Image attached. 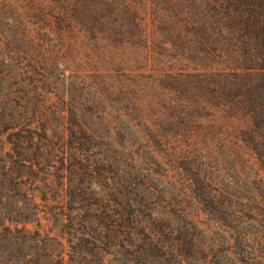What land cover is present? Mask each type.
I'll list each match as a JSON object with an SVG mask.
<instances>
[{
    "label": "rangeland",
    "instance_id": "rangeland-1",
    "mask_svg": "<svg viewBox=\"0 0 264 264\" xmlns=\"http://www.w3.org/2000/svg\"><path fill=\"white\" fill-rule=\"evenodd\" d=\"M50 3L0 0V6L19 12L4 20L10 24L13 17L16 24L1 28L9 48L0 58H18L3 61L4 73H15L10 82L33 79L27 96L39 99L55 129L40 139L48 148L45 159L57 160L59 111L82 114L85 139L78 145L85 167L75 186L82 191L76 202L85 210L73 244L66 240L71 230L61 229L60 215L39 226L28 224V233L0 236V264H179L173 257L167 262L166 252L184 256L189 264H264V152L249 149L250 140H264V119L248 126L234 121L230 100H241L239 92L218 95L215 78L185 76L211 65L210 57L197 61L182 53L188 41L173 51L156 42V53L148 58H122L116 39L104 41L105 31L86 37L61 31L69 27L57 24ZM13 7L6 9L15 12ZM258 85L252 95L264 99V79ZM175 107L177 116L160 120L161 112ZM54 167L59 174L60 165ZM105 176L118 180L139 220L149 225L150 238L163 241L165 249L136 255L123 243L116 253V239L104 235L116 222V193L104 196L113 186ZM7 194L18 203L27 201L21 191ZM60 197L56 189L44 203L36 202L54 213Z\"/></svg>",
    "mask_w": 264,
    "mask_h": 264
},
{
    "label": "trees",
    "instance_id": "trees-1",
    "mask_svg": "<svg viewBox=\"0 0 264 264\" xmlns=\"http://www.w3.org/2000/svg\"><path fill=\"white\" fill-rule=\"evenodd\" d=\"M49 6L57 24L69 27L61 28V31L78 32L83 37L90 31L97 34L105 31L104 41L116 39V51L122 58L133 55L148 58L149 54L156 53V42L173 51L175 47H184L185 40L188 41V48L182 53L197 61L210 57L211 65L185 76L215 78L214 89L218 95L235 97L239 92L237 96L241 100L237 103L230 100L234 121H242L248 126L251 121L264 119V99L258 94L252 95L258 82L264 79V0H51ZM6 7L13 6H0V56L8 55L4 30L16 24L13 17L10 24H5L4 20L19 14L15 7V12L7 11ZM90 37L96 40V35ZM16 59L0 58V236L28 233L31 230L28 224L39 226L41 220L54 221L60 215V221H64L61 229L71 230V233L67 232L66 240L73 244L85 210L80 202H76L82 191L75 186L85 167L78 145L85 139L82 114L71 109L66 110V114L63 109L59 111L63 126L59 130L61 133L58 132L61 142L55 154L57 160L45 159L48 148L41 145L40 139L54 135L55 129L48 126L47 112L38 107L39 99L27 96L30 76L27 79L19 77L16 81L12 78L10 82L15 73H4L3 61ZM15 65L21 68V61H16ZM66 78L61 82L62 91L66 90L63 83ZM11 85L15 86L13 90ZM45 93L48 94L47 89ZM177 109L171 108L166 114L161 112L160 120L167 122L177 116L180 113ZM249 144V149L257 155L264 152V140H250ZM56 162L60 165L59 174L55 173ZM20 167L23 168L21 171ZM104 180L113 185L107 187L104 196L116 193V222L109 223L105 228L108 235L104 234L106 238L116 239V253L123 243L132 247L131 251L136 255L145 254L151 248L165 249L163 241L150 238L149 225L139 220L134 204L125 198L118 180L113 181L107 176ZM56 189L61 200L59 211L52 213L38 202L44 203L48 193ZM10 190L21 191L27 201L18 203L7 194ZM103 208L108 210L106 206ZM81 232L82 229L78 231ZM169 253H164L167 262L173 257L179 264H189L184 256L176 254L174 257Z\"/></svg>",
    "mask_w": 264,
    "mask_h": 264
}]
</instances>
